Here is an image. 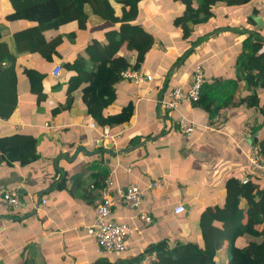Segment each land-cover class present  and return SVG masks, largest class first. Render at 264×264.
Returning a JSON list of instances; mask_svg holds the SVG:
<instances>
[{
	"label": "crops",
	"instance_id": "crops-1",
	"mask_svg": "<svg viewBox=\"0 0 264 264\" xmlns=\"http://www.w3.org/2000/svg\"><path fill=\"white\" fill-rule=\"evenodd\" d=\"M109 1L114 14L121 17L122 0ZM185 9L179 0L139 2L135 21L156 41L136 70L151 79L140 84L122 79L116 86L117 100L103 110L105 117H113L134 101V115L123 125L96 123L82 100V92H77L71 109L52 112L65 102L68 82L77 75L65 64L81 55L92 68L101 56L91 58L87 53L89 41H104L105 33L118 29L119 22L87 6L86 29H80L77 20L60 27L59 54L53 55V62L36 53L17 59L19 103L10 118H0V139L16 134L34 136L39 158L22 165L0 157V264H24L26 260L35 264H92L97 260V242L87 226L96 218L107 182L94 190L85 185L84 179L89 180L98 169L107 172L113 188L136 184L144 190L139 208L119 203L113 210L117 219L131 224L134 230L128 250L121 253L125 255L161 239L201 242V213L208 207L226 205L227 179L249 177L264 185V180L255 179L264 169H258L249 159L253 147L264 139V87H253L259 95L258 106L242 103L254 90L247 79L238 76L237 69L245 33L256 30L264 37V0L232 6L220 3L206 22L192 24L183 32L174 20ZM13 11L10 0H0V23L7 24L11 33L38 25L27 19L8 21L6 17ZM125 49L126 45L119 54ZM197 64L203 66L205 82L236 81L231 93L219 101L223 104L217 113L210 115L190 101H183L173 111L165 109L159 101L176 87L190 88ZM56 65L63 67L59 76L52 73ZM27 69H39L45 75L47 97L40 105L36 104ZM58 82L61 87L55 89ZM183 118L197 123L187 137L180 126ZM258 126L262 128L254 132ZM105 132L110 136L103 139ZM100 139L103 147L99 146ZM79 177L82 182L77 180V192L73 184ZM154 182L158 185L152 186ZM11 189L21 193L17 208L4 200V193ZM179 203H184L186 211L175 214L174 207ZM140 213L150 214L153 224L145 225ZM163 229L166 231L158 235L148 233ZM217 261L227 264L226 248L220 250Z\"/></svg>",
	"mask_w": 264,
	"mask_h": 264
},
{
	"label": "trees",
	"instance_id": "trees-1",
	"mask_svg": "<svg viewBox=\"0 0 264 264\" xmlns=\"http://www.w3.org/2000/svg\"><path fill=\"white\" fill-rule=\"evenodd\" d=\"M10 1L14 11L7 15L8 21L27 19L38 22V25L11 33L7 24L0 23V118H10L19 103L17 59L23 54L36 53L46 61L53 62V55L59 54L57 46L61 43V39H58L60 27L77 20L80 29H86L89 18L87 6H91L94 13L119 22L120 27L107 31L104 41H89L87 53L91 58L101 56L99 61L93 62L92 68H89V63L81 55L65 64L67 69L76 71L77 75H73L68 82L65 102L59 103L52 112L58 114L63 109H71L77 92H82V100L87 105L89 114L99 125H123L131 120L135 112L134 101L128 102L113 117H105L103 110L117 100L116 86L123 79L122 73L127 69H140L156 41L149 30L135 21L141 0H122L124 7L121 17L114 14L109 0ZM179 1L186 5V9L175 18L174 23L186 32L192 24L206 22L212 15L213 7L220 3L232 6L251 0ZM75 36V33L72 34V37ZM124 45L126 49L121 55L119 52ZM239 57L241 67L238 76L247 79L253 85L252 89L263 88L264 37L259 31L245 33ZM25 73L30 79L32 92L37 95L36 104L40 105L47 97L43 88L45 75L39 69H27ZM235 84V80H225L220 84L205 82L200 98L192 103L205 109L210 115H215L223 104L219 101L231 93V87ZM60 87L58 82L55 89ZM255 88L247 96V100H242L249 107L259 105V95ZM261 128L262 126L254 127L253 130L257 132ZM37 143L36 137L25 134L2 138L0 151L3 153L0 157L9 163L19 161L22 165L30 164L39 158ZM258 144L261 156L264 157V139ZM103 176L107 177V172L98 169L89 180L84 179L85 185L93 186L94 190L101 189L109 180L108 177L104 180ZM255 179L264 180V172L260 171ZM77 180L82 182L81 177L73 184L78 192L80 185L77 188ZM58 184L62 186L64 181ZM225 186L226 205L208 207L201 213V242L172 243L171 239H161L133 255L121 254L124 252L99 254L92 264H219L217 256L223 248L227 250V264H264V185L250 178L244 183L240 176H235L227 179ZM24 264L35 263L26 260Z\"/></svg>",
	"mask_w": 264,
	"mask_h": 264
},
{
	"label": "built area",
	"instance_id": "built-area-1",
	"mask_svg": "<svg viewBox=\"0 0 264 264\" xmlns=\"http://www.w3.org/2000/svg\"><path fill=\"white\" fill-rule=\"evenodd\" d=\"M63 71L62 65H56L52 71L53 75L59 76ZM194 82L190 88L183 87L174 88L165 98L159 102L167 110L177 109L183 101H197L200 98L201 89L205 83V73L203 66L197 64L193 71ZM124 80H130L136 84L144 82L146 79H151L150 75H143L136 70L127 69L122 73ZM96 127V123L91 124ZM197 123L189 119L183 118L180 121L181 130L185 136H190ZM250 130V128H248ZM108 132L103 134V139L108 138ZM250 162L258 169H264V163L261 157V147L254 146L249 156ZM242 181L246 183L249 181L248 177H243ZM113 180L107 181V187L103 192V197L97 205V213L94 222L87 226L88 232L94 236L97 242V252L99 254H109L113 252H125L128 248L129 238L133 233L131 224L117 219L113 210L114 207L121 203L128 208H139L143 198L144 190L136 184H131L126 187L114 186ZM158 185L154 182L152 186ZM4 200L7 201L10 207L17 208L21 204V193L18 189L7 190L4 195ZM47 200L44 199L43 203ZM186 211L184 203H179L174 207L175 214H181ZM141 221L149 226L153 224V217L147 213H140Z\"/></svg>",
	"mask_w": 264,
	"mask_h": 264
},
{
	"label": "rangeland",
	"instance_id": "rangeland-1",
	"mask_svg": "<svg viewBox=\"0 0 264 264\" xmlns=\"http://www.w3.org/2000/svg\"><path fill=\"white\" fill-rule=\"evenodd\" d=\"M240 67H241V65H240V63H239V66L237 67V69H239L240 70ZM183 136H184V134H183ZM185 137V136H184ZM187 137V136H186ZM166 230H162L161 232H155L154 233V231L153 230H151V231H149L148 233H150L151 235H158V234H160V233H164Z\"/></svg>",
	"mask_w": 264,
	"mask_h": 264
},
{
	"label": "water",
	"instance_id": "water-1",
	"mask_svg": "<svg viewBox=\"0 0 264 264\" xmlns=\"http://www.w3.org/2000/svg\"><path fill=\"white\" fill-rule=\"evenodd\" d=\"M103 145H104V143H103V139H100V140H99V146H100V147H103ZM109 145H110V144H109ZM111 146H112V145H110L109 147H111Z\"/></svg>",
	"mask_w": 264,
	"mask_h": 264
}]
</instances>
